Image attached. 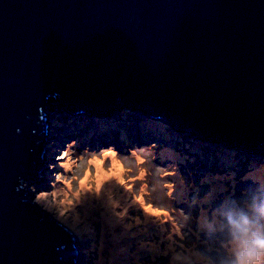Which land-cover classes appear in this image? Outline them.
Listing matches in <instances>:
<instances>
[{
    "label": "water",
    "instance_id": "water-1",
    "mask_svg": "<svg viewBox=\"0 0 264 264\" xmlns=\"http://www.w3.org/2000/svg\"><path fill=\"white\" fill-rule=\"evenodd\" d=\"M53 96L58 113L136 109L258 154L264 0H0V264H73L24 183L44 170Z\"/></svg>",
    "mask_w": 264,
    "mask_h": 264
},
{
    "label": "rangeland",
    "instance_id": "rangeland-1",
    "mask_svg": "<svg viewBox=\"0 0 264 264\" xmlns=\"http://www.w3.org/2000/svg\"><path fill=\"white\" fill-rule=\"evenodd\" d=\"M57 98L48 100L44 170L24 183L46 206L42 213L69 232L73 264H226L232 256L228 216L208 213L203 202L226 196L228 211H259L260 217L263 148L241 153L140 111L73 118L56 111ZM87 171L92 188L80 184ZM97 173L113 176L99 190Z\"/></svg>",
    "mask_w": 264,
    "mask_h": 264
},
{
    "label": "clouds",
    "instance_id": "clouds-1",
    "mask_svg": "<svg viewBox=\"0 0 264 264\" xmlns=\"http://www.w3.org/2000/svg\"><path fill=\"white\" fill-rule=\"evenodd\" d=\"M34 202L38 204L37 200ZM228 226L232 256L226 264H264V213L253 218L238 211L228 216Z\"/></svg>",
    "mask_w": 264,
    "mask_h": 264
},
{
    "label": "bare ground",
    "instance_id": "bare-ground-1",
    "mask_svg": "<svg viewBox=\"0 0 264 264\" xmlns=\"http://www.w3.org/2000/svg\"><path fill=\"white\" fill-rule=\"evenodd\" d=\"M50 107H48V109H49ZM132 111H134V112H138L139 110H136V109H133ZM141 112V111H140ZM47 114H48V111H47ZM119 115V113L118 114H115V115H112V116H114L113 118H115V117H117ZM71 117H73V118H76V117H85V116H87V117H89V118H91L92 120L94 119V118H98V117H96V116H91V115H70ZM107 119H109V118H107ZM50 120V118H49V115H48V121ZM110 177H113V176H111V175H109V176H106V177H102V178H99V175H96V178H99L98 180H97V183H100V182H102V181H104V180H106V179H108V178H110ZM82 187H84L83 185H81ZM169 193H170V190H169ZM150 203H151V201H149ZM113 222V221H112ZM113 223H115V222H113ZM109 224H112V223H109ZM103 264V263H102Z\"/></svg>",
    "mask_w": 264,
    "mask_h": 264
},
{
    "label": "snow or ice",
    "instance_id": "snow-or-ice-1",
    "mask_svg": "<svg viewBox=\"0 0 264 264\" xmlns=\"http://www.w3.org/2000/svg\"><path fill=\"white\" fill-rule=\"evenodd\" d=\"M90 175H91V172H90V171H87V172L85 173L84 178L80 179V184H81V185H84V184L88 183V178H89ZM97 175H99V174L97 173ZM97 184L99 185V189H101V184H100V183H96V184H95L96 189H97ZM121 184H124V182H122ZM89 186H91V187H89ZM88 187H89V188H92L93 185H92L91 183H88ZM99 189H98V190H99ZM145 206H147V205H145ZM160 211H162V210H160ZM156 214H159V213H156Z\"/></svg>",
    "mask_w": 264,
    "mask_h": 264
},
{
    "label": "trees",
    "instance_id": "trees-1",
    "mask_svg": "<svg viewBox=\"0 0 264 264\" xmlns=\"http://www.w3.org/2000/svg\"><path fill=\"white\" fill-rule=\"evenodd\" d=\"M204 148H206L205 146H204ZM237 183H239V181H237ZM194 203H198V201H195ZM204 204H206L207 203V201H205V202H203ZM221 204L223 205V206H225V204H224V199H223V201L221 202ZM223 214V213H222Z\"/></svg>",
    "mask_w": 264,
    "mask_h": 264
}]
</instances>
